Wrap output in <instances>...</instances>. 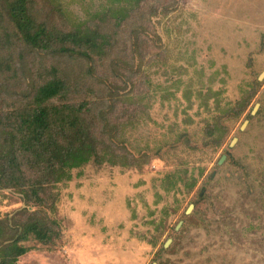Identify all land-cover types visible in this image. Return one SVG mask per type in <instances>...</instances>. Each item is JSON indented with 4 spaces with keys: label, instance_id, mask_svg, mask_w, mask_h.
Wrapping results in <instances>:
<instances>
[{
    "label": "rangeland",
    "instance_id": "obj_1",
    "mask_svg": "<svg viewBox=\"0 0 264 264\" xmlns=\"http://www.w3.org/2000/svg\"><path fill=\"white\" fill-rule=\"evenodd\" d=\"M32 1L61 29L109 5ZM141 11L144 47L131 48L129 23L117 82L112 58L21 50L34 73L56 66L79 77L76 104L98 108L94 117L112 122V104L113 118L133 113L116 154L134 164L91 161L45 187L41 205L0 189V223L13 230L4 242L20 241L28 216L54 231L49 243H18L26 253L15 264H264V0H147ZM102 123L97 133L111 138ZM213 123L217 146L206 133Z\"/></svg>",
    "mask_w": 264,
    "mask_h": 264
},
{
    "label": "trees",
    "instance_id": "obj_2",
    "mask_svg": "<svg viewBox=\"0 0 264 264\" xmlns=\"http://www.w3.org/2000/svg\"><path fill=\"white\" fill-rule=\"evenodd\" d=\"M108 1L104 10L84 21L66 20L61 29L40 20L32 0H0V189L21 191L27 201L41 205L45 187L69 181L72 170L91 161L113 166L134 164L129 154H116L118 134L133 113L122 108V116L113 118L112 104V122L106 121L102 113L101 119L94 117L98 108L76 104L79 77L56 66H51L49 72L34 73L22 60L21 50L31 56L51 55L94 63L112 58V80L117 82L120 65L127 64L129 43L121 35L129 23L130 35L134 36L132 41L129 39L131 48L140 55L144 47L140 38L148 24L138 20L144 17L141 9L147 0ZM123 1L125 5L121 7L113 5ZM28 70L31 73L25 89L22 82ZM248 100L241 101L238 108L243 109ZM100 123L112 127L111 138L104 132L97 133ZM219 131L218 123L206 129L216 146L221 138ZM26 218L21 224L20 241L14 244L3 241L13 230L0 223V264H15L26 253L18 243L29 237L41 243L53 239V229L42 218Z\"/></svg>",
    "mask_w": 264,
    "mask_h": 264
},
{
    "label": "water",
    "instance_id": "obj_3",
    "mask_svg": "<svg viewBox=\"0 0 264 264\" xmlns=\"http://www.w3.org/2000/svg\"><path fill=\"white\" fill-rule=\"evenodd\" d=\"M222 160H224V157L222 158Z\"/></svg>",
    "mask_w": 264,
    "mask_h": 264
}]
</instances>
